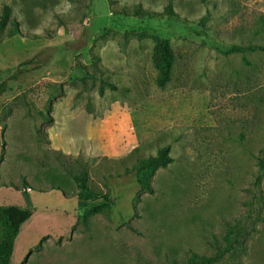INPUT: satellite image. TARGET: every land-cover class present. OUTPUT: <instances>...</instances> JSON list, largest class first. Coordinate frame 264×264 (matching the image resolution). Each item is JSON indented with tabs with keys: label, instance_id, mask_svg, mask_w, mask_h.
Returning a JSON list of instances; mask_svg holds the SVG:
<instances>
[{
	"label": "rangeland",
	"instance_id": "1",
	"mask_svg": "<svg viewBox=\"0 0 264 264\" xmlns=\"http://www.w3.org/2000/svg\"><path fill=\"white\" fill-rule=\"evenodd\" d=\"M4 4L0 204L35 208L11 264H190L225 250L228 223L242 235L215 264H264V52L247 49L264 46V0ZM165 145L141 190L133 164Z\"/></svg>",
	"mask_w": 264,
	"mask_h": 264
},
{
	"label": "trees",
	"instance_id": "2",
	"mask_svg": "<svg viewBox=\"0 0 264 264\" xmlns=\"http://www.w3.org/2000/svg\"><path fill=\"white\" fill-rule=\"evenodd\" d=\"M168 9H171V2L168 3ZM11 8L4 4L0 15V42L1 33L11 22ZM40 37V36H36ZM238 46H233L232 50H239ZM249 50H260L264 52V46L253 44L247 46ZM153 65L157 70L156 83L158 87L164 88L171 80V73L175 63V54L166 39H161L153 54ZM28 62L20 64L22 68H16L15 73L26 71ZM112 90H116V86L110 84ZM6 91V80H0V94ZM99 95L103 94L102 90L98 91ZM173 161L170 155V146L160 147L155 155L138 158L133 164V172L135 181L139 184L140 189L146 192H152L150 178L158 168H165ZM259 170L255 179V184L259 185L263 176L264 160L260 156L258 158ZM107 199V197H106ZM111 204L116 203V198H108ZM107 202V201H106ZM35 208L33 206H20L16 204H0V264H11V258L14 250L15 240L21 230L22 225L32 216ZM97 211L98 208H95ZM242 235V230L236 224H227L225 234L223 236L226 243L225 250L218 249L217 253L212 256H190V264H215L219 261L224 251L233 247L238 243V239ZM198 258V260H196Z\"/></svg>",
	"mask_w": 264,
	"mask_h": 264
}]
</instances>
